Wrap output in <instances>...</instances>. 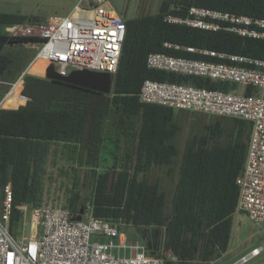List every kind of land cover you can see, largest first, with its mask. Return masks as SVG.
<instances>
[{
    "label": "trees",
    "instance_id": "1",
    "mask_svg": "<svg viewBox=\"0 0 264 264\" xmlns=\"http://www.w3.org/2000/svg\"><path fill=\"white\" fill-rule=\"evenodd\" d=\"M192 7L264 19V0H162L157 14L125 20L110 94L29 74L8 93L6 85L15 84L36 57L25 66L23 52L14 47L41 39L0 32V86L2 97L8 94L0 108V182L13 187V235L22 229L20 207L41 205L47 163L53 146L61 145L66 160L83 170L91 189L83 200L72 192L67 208L73 213L91 204L95 218L117 226L129 238L128 229L140 235L163 232L161 247L149 235L146 245L150 256L163 257L167 264H209L228 251L240 198L236 181L247 161L252 122L201 112L208 120H194L200 131L189 136L181 153L176 145L182 130L176 120L180 110L144 103L140 91L145 80L238 89L205 77L151 69L147 58L165 53L205 59L164 46L171 43L264 60V40L165 22L169 14L186 17ZM45 23L29 15L0 14V25L13 28ZM256 93L245 89L246 95ZM178 158V179L168 202L160 180L150 174L158 168L171 176Z\"/></svg>",
    "mask_w": 264,
    "mask_h": 264
},
{
    "label": "built area",
    "instance_id": "2",
    "mask_svg": "<svg viewBox=\"0 0 264 264\" xmlns=\"http://www.w3.org/2000/svg\"><path fill=\"white\" fill-rule=\"evenodd\" d=\"M164 20L264 40V19L192 7L184 18L169 14ZM14 30L16 36L41 39L31 66L37 60L47 63L43 78L53 66L62 77L76 70H90L108 73L114 82L126 24L111 0H81L66 17H51L45 24L21 25ZM164 46L205 59L151 53L147 58L149 68L244 87L243 92L239 88L208 90L145 80L140 99L177 110L252 122L247 161L236 181L240 188L238 212L246 215L256 227H264V60L171 43ZM247 87L258 93L246 95ZM13 196L12 184L0 182V264H167L163 257L150 256L141 241L128 242L127 234L117 226L95 218L91 204L75 214L66 206L43 197L41 205L33 210L27 205L20 207L23 213L21 234L13 235L10 230ZM79 216L81 220L77 221ZM102 238L109 240L102 241ZM263 251L262 247L256 248L235 264H247Z\"/></svg>",
    "mask_w": 264,
    "mask_h": 264
},
{
    "label": "rangeland",
    "instance_id": "3",
    "mask_svg": "<svg viewBox=\"0 0 264 264\" xmlns=\"http://www.w3.org/2000/svg\"><path fill=\"white\" fill-rule=\"evenodd\" d=\"M70 1L71 0H0V14L7 13L29 15L42 21H47L52 15L66 17L68 13H65L63 9ZM161 2L162 0H111L113 8L118 12L123 20L157 14L159 12ZM0 32H6L13 35L15 30L11 26L0 25ZM14 48L16 51L23 52L22 62L25 66H27L34 59L38 50V45L25 44L15 46ZM34 60L26 69L27 74L43 78L42 69L39 64L34 63L31 67ZM21 77H19L15 84L10 83L11 85H6L5 90L10 87L8 93H11L14 86L21 81ZM23 88L24 85L22 86V91ZM238 88L240 92H243V86H238ZM1 89L2 87L0 86V106L3 107L2 105L8 97V94L2 97L3 92ZM176 120L184 126L185 149L189 136L200 131L201 126L195 121L203 120L204 122H207L208 119L205 117L203 118L201 112H184L183 116L178 112ZM178 164L179 158L173 166L174 171L171 176H167L165 174V170L158 168L154 169L150 174V178L152 180H160L162 190L165 191L168 202H170L178 179ZM75 168L76 166L66 160L63 147L61 145H54L47 163V176L44 186V198L47 201H52L67 207L69 199L73 195L72 192H79L81 200L90 196L91 189L89 187V181L86 180V177H84L85 173L82 169L80 170L78 168L74 171ZM81 207L83 208V206ZM27 230L29 231V228ZM128 231L134 239H137L145 244L148 242L146 237L149 235V241H159L158 246L161 247L160 243L163 238V232L161 231H153L149 234L142 233V235L146 237L137 234L133 229H128ZM20 234L21 231H19V235ZM260 247L264 249V227H256L246 215L237 212L234 215V227L228 251L223 254L221 258L215 259L209 264H235L243 257L250 255L252 250ZM263 262L264 251L260 256L252 259L247 264H262Z\"/></svg>",
    "mask_w": 264,
    "mask_h": 264
},
{
    "label": "water",
    "instance_id": "4",
    "mask_svg": "<svg viewBox=\"0 0 264 264\" xmlns=\"http://www.w3.org/2000/svg\"><path fill=\"white\" fill-rule=\"evenodd\" d=\"M26 74L27 70L23 73L22 77ZM45 79L79 86L103 94H110L113 87L112 75L108 73L94 72L90 70H76L71 72L67 77H62L57 74L53 66H50L46 71ZM0 108L3 107L0 106ZM76 220L80 221L81 216H79Z\"/></svg>",
    "mask_w": 264,
    "mask_h": 264
},
{
    "label": "crops",
    "instance_id": "5",
    "mask_svg": "<svg viewBox=\"0 0 264 264\" xmlns=\"http://www.w3.org/2000/svg\"><path fill=\"white\" fill-rule=\"evenodd\" d=\"M81 0H71L68 4L65 5V8L63 9L65 13H68V15L75 9V7L79 4ZM51 17H56L54 15L50 16L49 18ZM33 66V65H32ZM31 66V67H32ZM179 113L183 116L184 115V111H179ZM181 127H182V130L181 132L179 133V135L177 136V139H176V145L178 146L179 150L181 153L184 152V126L181 124ZM147 235V234H146ZM146 237V236H144ZM97 239V238H95ZM102 241H108L109 239L107 238H102L101 239ZM135 241H139L137 239H134L133 237L132 238H129L128 237V242H135ZM145 244V243H143ZM146 245V244H145ZM148 248V247H147ZM149 252V251H148ZM153 252V251H152ZM149 254V253H148Z\"/></svg>",
    "mask_w": 264,
    "mask_h": 264
},
{
    "label": "bare ground",
    "instance_id": "6",
    "mask_svg": "<svg viewBox=\"0 0 264 264\" xmlns=\"http://www.w3.org/2000/svg\"><path fill=\"white\" fill-rule=\"evenodd\" d=\"M35 63L39 64L40 68L42 69V75L44 74V71L46 69L47 63L41 61V60H37ZM18 84V83H17ZM16 84V85H17ZM16 85L14 87H16ZM14 89V88H13Z\"/></svg>",
    "mask_w": 264,
    "mask_h": 264
}]
</instances>
